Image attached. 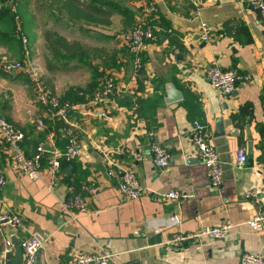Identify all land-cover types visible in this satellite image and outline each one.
Returning <instances> with one entry per match:
<instances>
[{
    "label": "crops",
    "instance_id": "0c3cea01",
    "mask_svg": "<svg viewBox=\"0 0 264 264\" xmlns=\"http://www.w3.org/2000/svg\"><path fill=\"white\" fill-rule=\"evenodd\" d=\"M124 2L133 12L132 23L145 20L153 28V37L142 44L141 69L134 71L133 56L115 38L126 27L123 17L115 14L109 26H97L113 41L111 48L105 47L106 55L88 64L78 62L89 70L88 80L83 85L65 84L62 95L52 81V89L62 97L70 88L89 92L103 75L116 83L115 95L105 104L72 103L68 122L84 149L81 155L63 161L55 174L44 161L38 178L31 179L7 165L0 140V166L6 179L0 188V216L15 215L22 223L15 229L1 226L0 264L5 239L22 241L32 232L46 237L35 264H69L79 253H108L111 264H242L243 252L259 253L264 259V219L261 230L246 223L257 213L264 216V19L246 0H156L153 12L139 0ZM201 22L210 26L207 41L201 39ZM30 49L29 45V58L45 79L48 71L30 56ZM1 54L13 53L0 43ZM22 55L27 58L24 45ZM212 65L234 69L243 77L230 94L209 84L205 71ZM93 69L99 74L96 79ZM18 110L11 109L17 122ZM44 119L42 128L33 117L26 121L36 134L44 133L38 144L62 146L61 128L49 117ZM195 119L205 123L218 152L222 166L218 187L210 185L191 145ZM152 143L169 153L165 169L154 164ZM239 147L247 155L243 165L236 163ZM110 160L135 171L143 189L139 197L127 199L119 193L118 180L105 172ZM69 183L97 187L96 194L87 198L89 211L78 213L74 221L62 209ZM173 189L188 197L158 199V194ZM251 189L258 191V203L244 196ZM225 219L233 226L223 238L201 237L181 248L166 244L174 235L194 233ZM14 251L12 246L7 264Z\"/></svg>",
    "mask_w": 264,
    "mask_h": 264
},
{
    "label": "built area",
    "instance_id": "2783aa9c",
    "mask_svg": "<svg viewBox=\"0 0 264 264\" xmlns=\"http://www.w3.org/2000/svg\"><path fill=\"white\" fill-rule=\"evenodd\" d=\"M145 5L148 12L156 10V0H139ZM249 7L256 11L261 19H264V0H246ZM0 7H7L14 15V20L17 25V31H20L19 17L16 11V5L12 0H0ZM202 30L201 39L209 40L210 26L201 22ZM153 37L152 25L145 20L135 21L130 27L125 28L115 34V38L122 40L128 49V52L133 56L134 71H139L143 65L141 60L142 44L145 39ZM26 39L22 37V43L25 47ZM25 56L27 58L17 60L9 57L6 54L0 55V71L6 75L25 74L32 82L35 91V100L39 105L40 112L34 117V124L38 128L45 125L44 118L49 117L51 121H62L61 133L64 139V144L59 147L55 142L47 143L48 149L43 148V143L37 145L35 151L31 155H27L23 148L25 133L19 126L10 122L1 112L0 109V140L4 144L7 165L31 179H37L39 171L42 168V163L45 161L51 172L55 174L60 166L62 159L75 160L83 152V147L79 142L78 136L74 127L69 124L68 117L73 107V104L68 100H63L51 87L43 80L42 75L37 68L35 61L29 58V53L25 47ZM264 63V57H263ZM206 79L209 84L222 94H230L236 87L242 76L234 69L222 68L218 65L209 66L205 71ZM116 83L112 76L103 75L99 78L97 87L91 93L79 92L83 95L87 103L105 104L112 100L116 92ZM262 100L264 107V90L262 91ZM53 138V137H52ZM54 140V139H53ZM190 141L194 152L199 161L203 164L206 170V176L210 185L218 187L222 183V166L218 152L213 144L209 141L205 123L195 119L190 127ZM151 155L154 164L165 169L170 162V155L166 149L158 143H152L150 147ZM247 162V155L242 147L236 150V163L243 165ZM106 174L118 180L117 189L119 193L127 199H135L143 193L138 177L135 171L131 168H121L109 161ZM6 183L4 177V169L0 167V188ZM66 197L62 202V209L69 219L74 221L81 212H88V197H92L97 192V187L94 184L81 183L79 188L74 185L66 186ZM246 198H251L254 202H259L258 191L251 189L244 193ZM188 197V194L179 190H168L158 194V199L161 201L174 200L179 201ZM98 211L94 210L93 214ZM264 216L260 213L255 214L246 221L247 225L254 230H261L263 226ZM21 219L15 215L3 214L0 216V228L5 225L9 229H15L21 226ZM233 226L229 220H222L220 223L203 227L197 232L187 234H177L166 241V244L172 248H181L188 241L197 240L201 237L210 239L223 238L228 230ZM157 231L158 225L154 226ZM46 242V237L40 233L32 232L22 239L19 247L22 250V264H35V255L43 247ZM13 244L9 237L4 241L2 249L3 261L2 264H7L6 255L10 252ZM242 264H263L264 259L259 253L243 252L240 257ZM69 264H111L110 254H89L79 253L71 259Z\"/></svg>",
    "mask_w": 264,
    "mask_h": 264
},
{
    "label": "trees",
    "instance_id": "16d2710c",
    "mask_svg": "<svg viewBox=\"0 0 264 264\" xmlns=\"http://www.w3.org/2000/svg\"><path fill=\"white\" fill-rule=\"evenodd\" d=\"M50 7L54 8L53 15L55 16V19L61 20L65 18L69 21L81 22L86 26H88L87 24L109 26L111 24V18L115 14H119L123 17L122 22L123 25L126 26L125 28H128L133 24V12L126 5H122L119 0H50ZM27 30L29 31L30 27L28 25H24L22 31L26 35L28 34L29 45L31 46L34 35L32 33H28ZM43 39L45 48L49 53V57L46 58V69L48 72H53L58 68L57 63L54 62L66 63L68 61L75 60L82 64H88L89 60L94 58L99 59L106 55L104 53V49L102 48L88 47L83 45L78 40H68L55 30L45 29L43 32ZM0 43L4 44L13 53L12 55L19 57L22 60L23 43L16 28L14 15L7 7H0ZM92 71L95 72L94 74L96 79L99 74H97L94 69ZM18 78H20V76H18ZM43 80L49 87L53 88L51 80H47L46 78ZM97 85L98 84L96 83L94 88H92L89 92L85 89L70 88L63 97L61 96V98L63 100H68L71 103L85 102L86 99L83 95H80L79 92L82 91L89 94L97 87ZM90 87H88V89ZM0 109L2 114L10 122L18 126L12 121L9 115V100L4 99L3 94L1 93ZM53 124H55L56 127L61 128L63 122L53 121ZM33 130L34 129L30 126L28 132L23 128L25 133L23 148L27 155H31L35 151L39 141H41L44 136L43 132L36 134ZM65 160L66 159H62L60 161V166ZM68 185H74L77 188L80 186V184L71 183Z\"/></svg>",
    "mask_w": 264,
    "mask_h": 264
},
{
    "label": "rangeland",
    "instance_id": "374dc122",
    "mask_svg": "<svg viewBox=\"0 0 264 264\" xmlns=\"http://www.w3.org/2000/svg\"><path fill=\"white\" fill-rule=\"evenodd\" d=\"M119 1L122 5H126L124 0ZM12 2L16 5V11L19 17V36L21 40L22 37L26 39L25 47L29 49L28 34L26 35L22 31L23 26L28 25L30 27V30H27L28 33L34 35L33 43L30 46V56L32 55L38 60L42 70H44V67L46 68V58L49 57L43 39V32L45 29L55 30L68 40H78L85 46L99 47L105 51V47L111 48L113 44V41H108L103 34L98 32L99 28H97V25L87 24L88 26H86L81 22L69 21L65 18L61 20L55 19V16L53 15L54 8L50 7V0H12ZM9 57L21 60L19 57H14L13 55H10ZM54 63H57L58 65L56 71L54 73L45 72V75L47 80H51V83H53L52 81L55 79L54 85L58 86L56 91L59 94L62 95L64 87L69 83H82L83 85V82L88 80L89 70L78 65L77 61L71 60L66 63ZM17 75L20 76V78L14 80ZM0 93L3 94L4 99L9 100V115L12 121L22 129L24 126V128L29 129V125L26 124V121L31 117L34 119L40 108L35 100V91L31 87V82L28 76L22 73L6 75L0 71ZM13 106H17L19 109V122L14 120L11 113Z\"/></svg>",
    "mask_w": 264,
    "mask_h": 264
},
{
    "label": "water",
    "instance_id": "95a60500",
    "mask_svg": "<svg viewBox=\"0 0 264 264\" xmlns=\"http://www.w3.org/2000/svg\"><path fill=\"white\" fill-rule=\"evenodd\" d=\"M220 123H221V122H220ZM231 123H234V121L231 120ZM220 125H221V124H220ZM222 125H223V123H222ZM222 125H221V127H220V129H219V132L222 131ZM43 148H44L45 150H47V149H48V144H47V143H44V144H43ZM88 151L91 152V149H88ZM12 241H13V246L15 247V251H14V254H13V259H12L11 261H8V262H9V264H21V263H22V250H21V248L19 247V245H20V243H21L22 241L14 240L13 238H12ZM6 257H7V259H9V258H10V253L7 254Z\"/></svg>",
    "mask_w": 264,
    "mask_h": 264
}]
</instances>
